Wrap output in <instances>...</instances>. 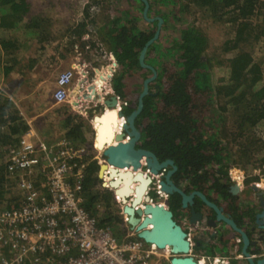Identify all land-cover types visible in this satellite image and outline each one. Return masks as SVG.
I'll return each mask as SVG.
<instances>
[{
	"label": "trees",
	"instance_id": "1",
	"mask_svg": "<svg viewBox=\"0 0 264 264\" xmlns=\"http://www.w3.org/2000/svg\"><path fill=\"white\" fill-rule=\"evenodd\" d=\"M90 1L84 9L81 3L75 5L74 11L83 12V19L69 25L67 44H76L79 52H91L94 41L88 36V25L95 28L116 66L111 86L124 101L123 111L127 115L138 103L144 79L153 75L150 68L140 65L139 54L154 36L158 21L144 20L147 26L140 29L135 14L129 8L125 10L123 0ZM128 1L138 2L142 12V0ZM147 1L150 12L153 0ZM160 1L174 5L160 14L163 23L168 22L169 16L172 21L181 20L182 15L192 16L195 7L207 12L215 23H228L231 35L219 52L228 56L226 59L209 56L207 32L193 24L195 18L180 28L177 37H171V44L164 45L163 50L160 51L159 36L149 44L144 62L153 67L156 75L148 83V94L143 96L142 110L134 121L141 132L136 147L152 151L160 160L171 154L178 161V171H186V178L222 173L228 182L225 172L233 165L244 171L248 166L263 167L264 18L260 22H253V18L264 7V0ZM45 15L36 14L28 0H0V75L7 76L15 66L23 67L24 54L32 43L41 46L56 38L52 34L56 27ZM86 35L90 39L82 40ZM216 67L224 69L221 75L217 76ZM102 81L101 75L98 84ZM17 114L13 102L0 92V209L3 210H16L24 203L22 196L13 194L19 175L8 170L9 151L19 146L21 136L29 129ZM232 119L235 133L229 134ZM86 122L82 116L69 113L63 120L64 136L88 150L79 193L81 206L99 226H108L124 237L128 226L113 191L101 186L97 151L84 136L90 131ZM248 178L249 182L255 181L250 175ZM169 209L176 211L177 207ZM4 251L7 252L6 248Z\"/></svg>",
	"mask_w": 264,
	"mask_h": 264
},
{
	"label": "built area",
	"instance_id": "2",
	"mask_svg": "<svg viewBox=\"0 0 264 264\" xmlns=\"http://www.w3.org/2000/svg\"><path fill=\"white\" fill-rule=\"evenodd\" d=\"M93 41L103 58V53L106 55L103 43L99 39ZM110 59L109 53L99 73L103 76V86L98 84L100 76L97 72L91 82L80 87L81 91L90 92L88 89L96 86L102 93V103L109 95L115 96V108L120 110L124 101L111 86L110 79L116 66ZM73 77L71 69L58 74L52 94L56 103L69 100L68 85ZM106 109L103 105L102 111ZM122 122L120 119L118 131ZM34 136L35 131L29 128L21 136L19 146L9 151L8 170L19 175L17 190L24 203L16 210L0 209V264H162L159 258L163 255L160 254L162 249L145 243L132 230L118 240L108 226H99L81 206L79 193L85 147H73L64 137L50 144H39ZM96 158L98 163L104 161L100 152ZM240 171L230 169V177L239 182ZM162 175L163 171L152 175L148 187L150 191L155 186L158 201L166 197L161 188ZM103 179L108 180L107 172ZM115 198L122 208L119 198ZM151 202L164 205L163 201L154 202L152 198ZM187 234L190 239L188 231Z\"/></svg>",
	"mask_w": 264,
	"mask_h": 264
},
{
	"label": "water",
	"instance_id": "3",
	"mask_svg": "<svg viewBox=\"0 0 264 264\" xmlns=\"http://www.w3.org/2000/svg\"><path fill=\"white\" fill-rule=\"evenodd\" d=\"M142 1L144 3L143 15L146 17L149 5L147 0ZM156 18L158 29L139 54L140 65L150 68L153 75L144 79L143 90L139 94L136 107L126 115L123 108L116 110L117 100L111 95L103 100V104L107 107L106 111L92 118L96 123L93 146L104 158L98 166V178L102 186L112 190L113 194L119 198L122 205L121 212L125 215L126 223L138 238L159 249L169 248L171 253L169 264H203L189 254L192 247L190 239L187 232L174 219L173 212L167 205L152 203L150 194H148V187L152 182L151 176L158 174L163 166L172 164V161L159 162L152 151L136 147L141 132L136 128L134 121L142 110L143 96L148 94V83L156 75L153 67L144 62L147 46L158 36L162 19ZM118 117L124 119L121 127L119 126V131ZM145 170H148V173L145 174ZM106 172L108 180L103 179ZM169 174L170 172L166 173L163 176L164 179L161 180L162 190L166 194L174 191L182 194L183 192L169 179ZM249 262L250 264H264V258L256 263L249 259Z\"/></svg>",
	"mask_w": 264,
	"mask_h": 264
},
{
	"label": "flooded vegetation",
	"instance_id": "4",
	"mask_svg": "<svg viewBox=\"0 0 264 264\" xmlns=\"http://www.w3.org/2000/svg\"><path fill=\"white\" fill-rule=\"evenodd\" d=\"M85 149L87 150L86 147ZM87 155L88 150L85 157ZM169 160L172 164L161 168V180L170 172L169 179L183 193L174 191L166 194L162 200L168 208L173 205L177 207L174 218L190 233L191 255L195 259L197 256H205L212 264H250L249 259L253 263L263 259L264 195L252 187L244 186L254 183L248 181L249 175L240 169V183L236 178L230 177V170L225 172L228 182L222 173L186 178V171H178V161L171 154L158 159L159 162ZM234 186L237 188H233ZM201 248L208 251L201 252Z\"/></svg>",
	"mask_w": 264,
	"mask_h": 264
},
{
	"label": "crops",
	"instance_id": "5",
	"mask_svg": "<svg viewBox=\"0 0 264 264\" xmlns=\"http://www.w3.org/2000/svg\"><path fill=\"white\" fill-rule=\"evenodd\" d=\"M69 2L80 3L78 0H70ZM76 14L80 15V12H69L63 15L56 12L55 15L58 16L57 24L62 21V28L60 29L58 26L57 29L53 30L52 34L56 38L46 42L50 45H45L46 43H44L39 46L36 43H32L31 49L24 54L22 63L24 66H15L14 70L7 76L3 75V73L0 75V92H3L13 102L17 115L21 116L28 124V128H32L35 131L34 140L39 144H50L64 137L63 120L67 113L81 115L82 119L87 121V127L90 131H87L84 136L86 139L91 140L96 126L92 118L102 112L104 105L102 103V93L99 89H96V86L92 90L88 89L90 92L81 91L80 86H85L91 82L97 72L98 77L101 76L99 73L104 65L95 43L93 50L85 53L79 52L80 49L76 47V44L68 46L70 31L68 27L70 24L77 22L78 19L74 18ZM53 19H56V17ZM59 35L63 36L60 43L57 42ZM87 37V35L86 37L83 36L82 40H88ZM47 46L54 49L52 57L61 61L62 69H71L74 73L72 82L68 85L69 100L62 103H56L52 98L55 82L52 83L51 92L39 90L38 74H41L42 70L37 69V64L40 61L38 53L40 49L42 51L48 49ZM42 47L45 48L43 49ZM86 53H88L87 56L84 55ZM99 85L101 86V84ZM92 93L93 95L90 97ZM97 153L99 155V152Z\"/></svg>",
	"mask_w": 264,
	"mask_h": 264
},
{
	"label": "rangeland",
	"instance_id": "6",
	"mask_svg": "<svg viewBox=\"0 0 264 264\" xmlns=\"http://www.w3.org/2000/svg\"><path fill=\"white\" fill-rule=\"evenodd\" d=\"M28 1L30 2L31 8H33V10L35 11L36 14H42V13L46 14L45 17H47L49 19L48 20L49 23H52V25H55V27H56L55 29H57L58 26L60 29L62 28V24H61L62 21H59L57 24V20H58L57 17L58 16H56L55 13L56 12L62 13V15L67 14L69 12L74 13L75 12L74 8H75V5L77 4V2L76 3H72V2L70 3L69 2L70 0H66L68 2H65V1L63 2V0H28ZM78 1L81 3L82 9H84L85 6L91 2L90 0H78ZM97 1L103 2V0H97ZM109 1H112V0H109ZM122 4L125 7V10H128V8H129L131 10L132 14L133 15L135 14V16L137 18V24H138L140 29H145L147 26V23L144 20H146L147 22L148 21L153 22L155 19H157L156 17L161 18L160 14H164V13L168 12L169 8L174 6L173 3H170V2L153 0V5L150 8V12H149V6H148L146 17H145L143 15L144 6H143L142 12H141L139 10L141 5L138 2H132V4H131L130 1L123 0ZM72 5H73V8H72ZM148 5H149V3H148ZM110 10H112V7H110ZM75 13H77V12H75ZM192 13H193L192 16L188 15V14L180 16L181 20H179V21H172L170 19V16H169L167 23H163V19L161 18L162 21L160 22V27H159V32H158L159 42L161 44L160 51L164 49V45H166V44L170 45L171 44V37H174V36L177 37L180 28H182L186 24H189V21H192L193 18H195L193 24L196 26H202L205 29V31L207 32V36H208L207 53L209 54V56L215 55L216 58L226 59L228 54H220L219 52H221V48H222L224 41L227 38H230L231 28H230L229 24L228 23H215L214 20L211 19V17H209V18L207 17V14H208L207 12L203 13L199 8H196V7L192 9ZM54 17H56V19H53ZM74 18L78 19L77 22H79L81 20V18L83 19V12L80 15L76 14V16ZM143 18H145V19H143ZM147 18L148 19L154 18V19L148 20ZM262 18H264V7H262L261 11H259L258 15L257 14L255 15V17L253 18V22L256 20H257V22H260L262 20ZM163 25H164V27H163ZM157 29H158V27H156V30ZM88 32H89L88 36L92 37L91 40H94V39H96L97 41H98V39L100 40L98 33L96 32L94 27L88 25ZM93 32H94V34H91ZM62 37H63L62 35H59L57 37V40H58L57 42H61ZM90 37H87V38L90 39ZM48 44L49 43H46L45 45H48ZM168 45L166 47H168ZM47 47H48V49H44L45 47H42L44 49V51H42V49L39 50L38 54L40 57V61L37 64V69L42 70V73L38 74L39 90L51 92L52 91V83L56 81L58 74L65 69H62V66L60 64L61 61L52 57V51L54 49L50 46H47ZM103 48H104L103 50L105 51L106 55H104V53H103L102 63L105 66V63L107 61V54H109V52L107 50H105L104 45H103ZM153 53H154V51H153ZM78 55H80V54L78 53ZM82 55H81V57H82ZM160 55H163V54H160ZM216 70H217V76H218V75H221L220 73L224 69L222 67H216ZM53 91H54V89H53ZM53 91H52V93H53ZM228 126H229V129H231L229 134H231L232 132L235 133L234 132L235 130H233V128L235 127V125L233 124V119H232V121H230ZM93 133L95 134V132H93ZM94 134L92 137H94ZM64 138L67 139L65 136H64ZM70 142H71L70 143L71 146H73V147L76 146L71 140H70ZM88 142H91L93 150H96L93 146L94 145L93 138L91 140L89 139ZM80 146H83V145H80ZM76 147H79V146H76ZM83 154H85V150H84ZM97 155H98V153L96 154V156ZM209 168H211V167L209 166ZM232 168L241 169L240 167L233 165L231 168H229V170ZM245 172L247 175H250V177L255 178V181L251 185L249 184V185H244V186H248V188L252 187V188H254V190L260 191L264 195V166L261 168H258V169L251 168V166H248L246 168ZM238 178H240L239 182H241V176H239ZM154 187L155 186H153V189L148 191V194H150L151 196L152 195L154 196V198H155V199L153 198L154 202L163 201V200L158 201ZM13 194H16L18 196L20 195L18 193V190L15 188L13 190ZM116 202H117V206L119 208V211H121L120 204H118L117 200H116ZM164 205H166V204L164 203ZM174 214H175V211H174ZM122 219L126 223V220L123 217V215H122ZM127 229H129V228H127ZM111 233L113 235H115L116 238L118 237L117 238L118 240H121V239L125 238L127 235H129L131 233V230H128L124 237H121L122 235L118 234L115 230L114 231L111 230ZM160 254H163L162 256L160 255V257H159V258H161V263L162 264L169 263V259L171 257V253L169 251V248L162 249L160 251ZM189 254H192V252H189ZM196 259L198 261H202L203 264H210V263L212 264V261L207 260V258L205 256H204V258H202L201 256H197Z\"/></svg>",
	"mask_w": 264,
	"mask_h": 264
},
{
	"label": "bare ground",
	"instance_id": "7",
	"mask_svg": "<svg viewBox=\"0 0 264 264\" xmlns=\"http://www.w3.org/2000/svg\"><path fill=\"white\" fill-rule=\"evenodd\" d=\"M120 119L122 120V121H124V119L123 118H121V117H118L117 118V120H118V124H119V122H120ZM108 122V121H107Z\"/></svg>",
	"mask_w": 264,
	"mask_h": 264
}]
</instances>
